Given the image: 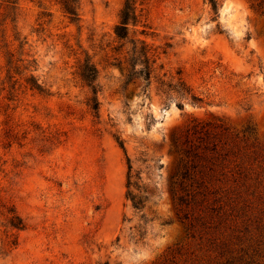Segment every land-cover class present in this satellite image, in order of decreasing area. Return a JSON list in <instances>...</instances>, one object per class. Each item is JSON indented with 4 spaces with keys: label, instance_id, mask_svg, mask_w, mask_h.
I'll list each match as a JSON object with an SVG mask.
<instances>
[{
    "label": "rangeland",
    "instance_id": "374dc122",
    "mask_svg": "<svg viewBox=\"0 0 264 264\" xmlns=\"http://www.w3.org/2000/svg\"><path fill=\"white\" fill-rule=\"evenodd\" d=\"M13 1L0 0V264H264V0H138L124 40V0H79L76 23L59 0ZM139 40L147 85L127 77ZM126 155L149 194L140 212Z\"/></svg>",
    "mask_w": 264,
    "mask_h": 264
},
{
    "label": "trees",
    "instance_id": "16d2710c",
    "mask_svg": "<svg viewBox=\"0 0 264 264\" xmlns=\"http://www.w3.org/2000/svg\"><path fill=\"white\" fill-rule=\"evenodd\" d=\"M10 2H14L13 0H8ZM138 0H124L123 5L119 12V20L117 24L114 26V34L118 40H124L129 35L130 26L134 27L139 22V15L136 12V2ZM211 9L214 13L218 11V7L220 6L221 0H207ZM60 7L62 11L67 15L71 22L76 23L79 20L78 14V5L79 0H59ZM133 44H135V40H130ZM141 43L140 49L137 51L140 58L139 64L140 67H136L137 64L134 62L130 64V68L127 73L128 79L139 78L146 82V85L149 84V79L152 72V62L148 55V47L143 40H139ZM133 53H135V45H133ZM79 75L84 82V84L89 88L92 93L91 103L92 108L97 110L98 101H97V92H98V83H97V69L93 62H91L88 58H85L79 67ZM32 87L41 91V86L38 83H33ZM194 98V97H193ZM118 144L120 147L124 149L123 141L118 140ZM126 154V153H125ZM127 161V175H126V198L130 200V204L132 208L140 212L143 210L146 201L148 200L149 194L147 193V187L144 184H141V176L140 171H136L134 175L131 174V163L129 157L126 155ZM133 189L136 192H133ZM10 217L8 219L9 225L16 229H22L24 227V223L22 219L11 209ZM142 217V215H141Z\"/></svg>",
    "mask_w": 264,
    "mask_h": 264
}]
</instances>
